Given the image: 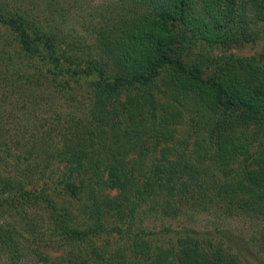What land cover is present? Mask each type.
<instances>
[{
  "label": "trees",
  "instance_id": "1",
  "mask_svg": "<svg viewBox=\"0 0 264 264\" xmlns=\"http://www.w3.org/2000/svg\"><path fill=\"white\" fill-rule=\"evenodd\" d=\"M249 2L264 28V0ZM83 5L0 0V161L21 178L0 171V264L264 255V46L217 52L261 38L239 1ZM50 100V119L22 125ZM234 219L255 227L243 245L223 230Z\"/></svg>",
  "mask_w": 264,
  "mask_h": 264
},
{
  "label": "rangeland",
  "instance_id": "2",
  "mask_svg": "<svg viewBox=\"0 0 264 264\" xmlns=\"http://www.w3.org/2000/svg\"><path fill=\"white\" fill-rule=\"evenodd\" d=\"M115 0H84V5L81 6L80 8H78V13L76 16L78 17H83V18H88V17H93L95 15H88L91 14L92 11V7L95 4H103L105 3H111L114 2ZM241 8H242V15H244L246 17V22L245 24L242 26V28L244 29V26H248V28H252L253 30H255L256 28H258V31L261 35V38L259 40L256 39V41L254 43H245L243 45H239V46H235L229 50H225L224 47H222L221 45V50H218L217 52L219 54H223V55H230L233 54L235 56L238 57H245V58H249V57H253L256 56L258 54H260L262 52L263 46H264V28L262 27V25L257 24V27H254L256 24L254 22L255 21V13L254 10L249 2V0H238ZM36 7L38 8V6L41 3H35ZM42 12L43 7L39 8ZM37 11V10H36ZM42 19H44V21H48V23L50 22V17L49 15L43 14L40 15ZM49 18V20H47ZM237 31V30H236ZM61 102H63V100H61ZM61 102L57 101L56 102V106L61 105ZM65 103V102H63ZM23 102L19 101V105L22 106ZM54 104L52 102V100H50V102L45 103V105L41 106V107H36L34 109V107H29L27 110H22L19 113V117L21 116L23 119L28 120L29 122H23L22 125L27 127L28 125H32V123L38 120V118H40L41 120L44 119L45 117H49V119L53 116V109H54ZM7 108H11V106L7 105ZM26 115V116H23ZM27 117V118H25ZM20 119V118H19ZM43 123V121L38 122V124ZM52 124H55V120L51 121ZM6 127H8V124L6 125ZM40 127V125H39ZM5 128V127H4ZM160 155H158L159 157ZM0 171L2 174L8 176V177H13V178H17L20 182H21V178L19 177V173L17 172L18 169L17 167L14 165V163L12 162V160H2L0 161ZM38 214L42 213V212H37ZM43 215V214H42ZM41 215V216H42ZM200 227H208V228H212L213 224H212V220H209V218H204V219H200L198 221ZM156 225H158V223H156ZM224 229L223 230H229L233 235H235L236 238H239V242H241V244H245V242L247 241V239H249L248 237H250L252 234H254V230L255 227L252 229V226H250L249 222L247 223L245 220H241V219H234V220H227L224 223ZM60 244H57L54 242L53 244V248L57 247L54 249L55 252H52V254H50L54 259L60 258L62 257V255L64 254V250L61 247H58ZM75 252H77V249H73ZM242 258V262L244 264H264V255L260 254L257 252V250L255 248H253L252 246L250 247H245L244 253L241 256Z\"/></svg>",
  "mask_w": 264,
  "mask_h": 264
}]
</instances>
